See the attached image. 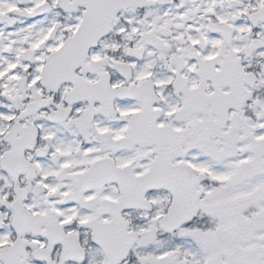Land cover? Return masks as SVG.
I'll return each instance as SVG.
<instances>
[{
  "label": "snow or ice",
  "instance_id": "1",
  "mask_svg": "<svg viewBox=\"0 0 264 264\" xmlns=\"http://www.w3.org/2000/svg\"><path fill=\"white\" fill-rule=\"evenodd\" d=\"M0 264H264V0H0Z\"/></svg>",
  "mask_w": 264,
  "mask_h": 264
}]
</instances>
